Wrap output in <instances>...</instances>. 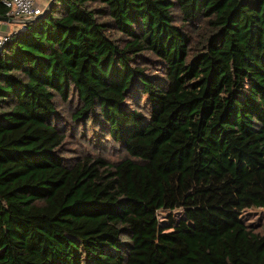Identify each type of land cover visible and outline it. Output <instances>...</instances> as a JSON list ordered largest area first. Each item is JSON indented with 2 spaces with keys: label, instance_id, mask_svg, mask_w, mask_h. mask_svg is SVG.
<instances>
[{
  "label": "trees",
  "instance_id": "obj_1",
  "mask_svg": "<svg viewBox=\"0 0 264 264\" xmlns=\"http://www.w3.org/2000/svg\"><path fill=\"white\" fill-rule=\"evenodd\" d=\"M250 207L264 0H51L0 48V264H264Z\"/></svg>",
  "mask_w": 264,
  "mask_h": 264
},
{
  "label": "rangeland",
  "instance_id": "obj_2",
  "mask_svg": "<svg viewBox=\"0 0 264 264\" xmlns=\"http://www.w3.org/2000/svg\"><path fill=\"white\" fill-rule=\"evenodd\" d=\"M13 25H16V23ZM73 105L74 104H68V103L64 104L61 102L59 103L60 112H62L65 118L68 117V114L70 113ZM77 141L78 142L80 141L81 143L76 145L72 139H69V143L67 144L69 154H74L73 152H77L78 151L77 148H80L83 152L92 153V154L100 153L110 160H116L124 155L123 149L118 144L111 141L108 137L106 139L101 140L100 148L91 146L88 142L82 139H77ZM172 214L174 219H178L179 217L182 216L181 210L174 211L172 212ZM166 216L167 215L165 213L158 212L153 216L150 215L146 216L144 219L150 221L153 226H157L159 224H163L167 222ZM241 218L246 224L261 229L264 226V208H256V207L247 208L242 212Z\"/></svg>",
  "mask_w": 264,
  "mask_h": 264
},
{
  "label": "built area",
  "instance_id": "obj_3",
  "mask_svg": "<svg viewBox=\"0 0 264 264\" xmlns=\"http://www.w3.org/2000/svg\"><path fill=\"white\" fill-rule=\"evenodd\" d=\"M1 2L6 8V16L17 23L19 29H23L29 20H34L41 15L45 8L39 0H1ZM9 36V33L0 32V48L9 39Z\"/></svg>",
  "mask_w": 264,
  "mask_h": 264
},
{
  "label": "crops",
  "instance_id": "obj_4",
  "mask_svg": "<svg viewBox=\"0 0 264 264\" xmlns=\"http://www.w3.org/2000/svg\"><path fill=\"white\" fill-rule=\"evenodd\" d=\"M39 2L43 7H46V5L49 3V0H39ZM12 23L15 24L13 20H0V32L11 34L12 32L19 30L17 23L16 25H13Z\"/></svg>",
  "mask_w": 264,
  "mask_h": 264
},
{
  "label": "water",
  "instance_id": "obj_5",
  "mask_svg": "<svg viewBox=\"0 0 264 264\" xmlns=\"http://www.w3.org/2000/svg\"><path fill=\"white\" fill-rule=\"evenodd\" d=\"M51 2V0H49V3ZM49 3H48V5H49ZM48 5L44 8V11L47 9V7H48ZM43 11V12H44ZM36 19V18H35ZM0 20H12L11 18H9V17H7V16H5V17H0ZM29 21H32V20H29ZM28 21V22H29Z\"/></svg>",
  "mask_w": 264,
  "mask_h": 264
}]
</instances>
